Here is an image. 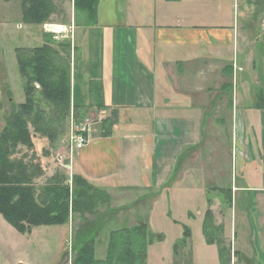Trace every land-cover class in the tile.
<instances>
[{"label":"crops","instance_id":"crops-1","mask_svg":"<svg viewBox=\"0 0 264 264\" xmlns=\"http://www.w3.org/2000/svg\"><path fill=\"white\" fill-rule=\"evenodd\" d=\"M223 1L99 0L94 24H86L81 13L76 18L73 9L72 24L64 25L72 29V49L81 52L73 42L80 30L82 46L98 41L101 59L99 73L83 72L81 91L77 84L80 60L74 58L72 101L82 114L95 110L106 118L110 110H117L119 118L110 137H101L96 128L90 143L71 153L73 164L67 167L104 191L108 206L113 198L121 202L140 189L145 191L140 199L156 198L169 183L177 189H200L204 195L206 190L220 193L215 144L218 127L228 125L238 146L235 157L241 170L240 179L235 177L228 189L231 210L224 218L220 215L225 223L217 225H223L231 246V264H264V230L260 225L255 229L251 217L264 182L255 185L247 178L248 169L260 166L262 152L245 138L247 124L254 119V125L261 123L256 117H245L257 103L249 105L244 100L246 89L234 84V76L247 70L253 60L251 43L239 30L218 22ZM7 13L3 11L0 22H9ZM80 20L83 24L77 25ZM91 84L101 86L105 108L100 111ZM77 100L84 103L78 105ZM122 113L137 116L126 119L131 129L124 134L119 127ZM140 141L144 144L139 145ZM144 151L152 155L151 167L139 166L135 160ZM158 157L164 161L156 165Z\"/></svg>","mask_w":264,"mask_h":264},{"label":"rangeland","instance_id":"rangeland-1","mask_svg":"<svg viewBox=\"0 0 264 264\" xmlns=\"http://www.w3.org/2000/svg\"><path fill=\"white\" fill-rule=\"evenodd\" d=\"M54 3L55 14L48 22L51 25L44 27V25H28L22 21L20 18L21 0H9L7 4L4 0H0V18L6 10L8 13L5 15L9 19L8 23L0 22V131L4 128L5 120L13 109L26 100L16 60L15 50L17 48L33 49L42 46L45 41L53 45H64L62 46L64 51L61 53L63 58H68L70 55L71 64L74 58L78 57L77 62L80 60L77 84L81 91L84 87L83 72L94 76L100 71L101 51L99 45L96 44L97 40L87 41L88 47L82 46L79 42L82 32L79 30L77 34H74L73 42L81 48V52L72 49V29L65 26L72 24L73 0H55ZM219 7L222 9H218L220 11L218 22L239 30L240 34L246 36L248 42L251 43L249 53L253 60L248 62L247 70L239 72L238 77L234 76V84L242 91L246 89L244 100L253 106L258 103L259 94L264 93V0H224ZM74 14L77 18L78 15L75 12ZM82 14L81 17L84 15ZM84 16L82 19L85 23L91 24L90 20ZM83 20L77 21L76 24H83ZM55 26L63 28L57 31ZM68 43L71 48H68ZM240 64L243 67L242 63ZM227 81L229 82V79ZM76 103L82 105L81 103L84 102L77 100ZM257 110L252 107L246 113L243 112L245 117H256L261 123L254 125V119L246 126V142H250V145L257 144L262 152L259 169H248L247 178L255 185H262L264 182L261 179L262 176L264 179V112ZM121 115L119 127L124 134L125 131L131 129L128 124L124 123L126 119L137 116L134 114L128 116V113ZM71 116L72 112L66 121L65 131L54 143L51 144L47 139L35 135L33 137L34 150L28 151L20 148L16 154V158L26 155L33 166L39 165L43 170V176L37 180V186L46 183L56 173H63L70 184L72 182V174L75 171L67 167L70 165L71 168L73 164L70 156L71 146L65 143L69 134L67 123ZM84 116L83 118L92 122H98L94 129H99L98 124L103 118L100 114L95 110H87ZM77 117L80 119L79 116ZM150 127L152 128L153 124H150ZM218 130L220 136L217 137L215 147L217 149L216 164L220 176L219 185L220 188L228 191L232 188V180L235 177L240 179L241 166L236 164L235 157L238 146L236 142H232L228 125L223 128L220 126ZM148 143L149 141L146 142ZM141 144L144 142L140 141L139 145ZM135 160L138 161L139 166L144 167H151L154 163L152 155L145 151L144 155L141 152ZM159 161L162 159L158 157L156 165L161 164ZM138 183L141 187H145L143 180H139ZM260 191L254 199L251 217H253L255 229H258L260 225L264 230V188ZM133 192L135 193L124 196L121 202L113 198L109 206V201L97 206L84 218H81L79 214L71 215L68 225L61 226L62 228L58 226L38 227L33 228L31 234L18 233L0 215V264H74L85 239L94 241L95 259L104 260L107 256L108 239L111 232L134 228L142 224L147 226L149 238L146 264H221L218 247L209 246L206 243L203 224L204 215L208 209L213 210L214 217L218 219L215 221L216 224L225 223L221 220L231 210L225 204L227 193L223 195L218 190H206L204 195L200 189H177L171 183L160 190L159 196L148 200L140 199L142 192H145L144 189ZM150 192H155V190ZM209 200L212 203L211 206L208 203ZM226 238L228 244V238Z\"/></svg>","mask_w":264,"mask_h":264},{"label":"trees","instance_id":"trees-1","mask_svg":"<svg viewBox=\"0 0 264 264\" xmlns=\"http://www.w3.org/2000/svg\"><path fill=\"white\" fill-rule=\"evenodd\" d=\"M54 1L21 0L22 21L28 25H47L55 14ZM98 4L99 0H73L76 15L83 13L93 24ZM62 46L45 41L40 47L16 50L26 100L13 109L0 131V215L22 235L31 234L33 228L66 226L71 215L84 218L89 211L109 201L104 191L78 173L72 174L71 184L63 173H56L37 186V180L43 176L41 167L33 166L26 155L16 158L20 148L34 150L35 135L54 143L65 131L71 112L76 122L85 119L72 101L71 57L69 54L68 58L62 57ZM67 46L71 48L69 43ZM100 87L90 85L98 111L105 108ZM256 108L264 109V93L259 94ZM118 115L117 110H110L99 122L101 137L112 135ZM220 193H227L225 204L231 209L230 192ZM208 203L211 206L210 200ZM203 234L208 245L218 247L220 263L231 264V246L224 238L223 225L215 223L211 209L205 213ZM83 243L74 264H146L149 238L144 224L111 232L104 260L95 259L93 240L85 239Z\"/></svg>","mask_w":264,"mask_h":264},{"label":"built area","instance_id":"built-area-1","mask_svg":"<svg viewBox=\"0 0 264 264\" xmlns=\"http://www.w3.org/2000/svg\"><path fill=\"white\" fill-rule=\"evenodd\" d=\"M50 25H45L48 27ZM51 32V30H48ZM97 124L95 121L84 119L81 122H76L75 117L72 115L69 121V134L66 143L71 146V152L74 150H81L92 140L95 133L94 126Z\"/></svg>","mask_w":264,"mask_h":264},{"label":"bare ground","instance_id":"bare-ground-1","mask_svg":"<svg viewBox=\"0 0 264 264\" xmlns=\"http://www.w3.org/2000/svg\"><path fill=\"white\" fill-rule=\"evenodd\" d=\"M55 28H57V29H58L57 31H61V30H62V28H61V27H59V26H57V27H55Z\"/></svg>","mask_w":264,"mask_h":264}]
</instances>
